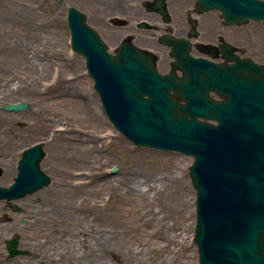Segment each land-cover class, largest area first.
Segmentation results:
<instances>
[{
    "label": "rangeland",
    "instance_id": "rangeland-1",
    "mask_svg": "<svg viewBox=\"0 0 264 264\" xmlns=\"http://www.w3.org/2000/svg\"><path fill=\"white\" fill-rule=\"evenodd\" d=\"M54 2L0 0V102L29 104L26 110L0 109V144L4 145L0 153L17 156L22 149L42 142L46 154L41 167L52 179L48 186L26 200L31 210L24 214L25 219H32L31 223L40 227V239L51 243L55 260L60 264H105L106 255L110 264H150L152 261L155 264L157 259L148 260V240L151 245L155 237H148V228L136 227L139 208L145 210L147 204L138 195L125 191L122 184L135 177L144 181L146 177L148 184L158 187L169 182L174 185L171 189L174 192L179 186L176 183L184 180L191 189L194 212L192 216L172 214L167 219L171 225H167L166 232L176 235L172 245L179 249L171 264H198V247L193 239L196 190L189 171L193 156L137 146L114 127L93 87L84 56L71 48L65 8L55 2L59 8L54 10ZM51 85L63 98L94 99L96 109L105 119L104 125L89 126L88 119L76 122L73 117L61 120L57 114L46 112L44 105L48 100L41 93ZM41 116L49 118L50 125L40 126ZM66 127L63 139H53L55 131ZM108 133L115 137L105 144ZM79 138L94 139L98 149L87 154L80 150V144L78 149H73L72 140ZM0 161L4 163V159ZM116 165L118 169L113 171ZM93 169L105 173L93 184L86 185L98 188L102 184L96 196H92L101 202L98 207L88 202L86 187L79 183ZM114 177L122 187L115 192L105 189L103 183ZM0 183L3 182L0 180ZM157 201H152L155 209L160 207V215L167 214L170 209H165L164 201ZM87 233L92 244L96 242L94 248L99 256L88 253L85 240L77 239V234ZM183 237L188 238L189 245L181 244Z\"/></svg>",
    "mask_w": 264,
    "mask_h": 264
},
{
    "label": "water",
    "instance_id": "water-1",
    "mask_svg": "<svg viewBox=\"0 0 264 264\" xmlns=\"http://www.w3.org/2000/svg\"><path fill=\"white\" fill-rule=\"evenodd\" d=\"M200 1L221 9L226 17L264 18V0ZM68 24L72 48L86 57L94 88L114 126L139 146L194 156L190 175L197 192L194 240L199 264H264L262 94L246 92L240 82L226 83L220 87L227 90V100L218 101L197 94L194 80L181 83L173 75L162 80L155 72L148 82L147 50L123 45L112 55L75 7L69 10ZM178 98L187 101L180 103ZM1 106L23 110L29 104ZM45 154L41 142L25 148L15 182L0 186V197L50 184L51 177L41 168Z\"/></svg>",
    "mask_w": 264,
    "mask_h": 264
},
{
    "label": "flooded vegetation",
    "instance_id": "flooded-vegetation-1",
    "mask_svg": "<svg viewBox=\"0 0 264 264\" xmlns=\"http://www.w3.org/2000/svg\"><path fill=\"white\" fill-rule=\"evenodd\" d=\"M54 1L63 5L65 16L70 6L80 9L114 55L123 44L147 49L148 73L172 74L181 83L194 80L198 91L211 98L225 99L223 90L214 89L216 79L264 81L263 19L226 17L200 0ZM55 2L54 10L59 8ZM22 151L18 157L0 153V184L14 180ZM32 195L0 199V264H60L51 243L40 239V227L24 217ZM17 234V249L24 252L11 254L8 242Z\"/></svg>",
    "mask_w": 264,
    "mask_h": 264
},
{
    "label": "bare ground",
    "instance_id": "bare-ground-1",
    "mask_svg": "<svg viewBox=\"0 0 264 264\" xmlns=\"http://www.w3.org/2000/svg\"><path fill=\"white\" fill-rule=\"evenodd\" d=\"M11 45V44H9ZM28 61L30 59L27 57L26 58ZM54 85V84H53ZM49 86L44 92L41 93L43 99H47L48 101L44 105L46 108L44 109L46 112H50V114H57L60 116L59 118L61 120H68L69 117L76 118L75 121L79 122V119L83 122V120L88 119V125L89 126H94L99 127L104 125L105 119H103L102 112H99L96 109V104L94 99L92 98H87V99H77V98H63L59 94H57V89H52V86ZM65 104V106L63 105ZM40 126L46 127L50 125L49 118L41 116L40 118ZM51 121V120H50ZM63 128H60L62 130ZM68 127L65 128V130L62 131H55L54 132V138L63 139L64 133L67 132ZM72 129V128H71ZM66 131V132H65ZM114 135L112 133L107 134L106 142H110L114 140ZM88 139V140H87ZM84 139V138H79L76 140H72L73 149H78V145L80 144L82 147L80 150L84 152L85 154L91 153L96 151L95 149H98L97 142L94 139ZM50 144L52 143L51 141L49 142ZM75 143H78L76 146L74 145ZM63 146V145H62ZM145 161V159L140 158ZM191 162V160H189ZM176 166V164H175ZM96 170V171H95ZM89 170L87 173L86 178L82 179L79 181L80 186H85L86 190V195L88 198V202L90 204L95 205L98 207V205H101V202L99 203L96 201L95 198L92 196H96V193H98L102 186V184L99 185L97 188L96 185H92L87 187V184H93L96 182L97 178H101V176L105 175L104 172L99 171L97 169ZM86 173V172H84ZM144 181H142L140 178H132L128 182H124L122 184L123 188L125 191L130 192L132 194H136L139 196L140 199H143L147 207L145 210H142L139 208V215L137 217V222H136V227L137 228H148V237L153 238L155 237V242H153L150 245V240H148V260L149 259H157L155 264H171L175 261L177 258V254H179V249L177 247H173L172 241L174 240L176 235L168 234L166 232L167 225L168 224L167 219L172 216V214H177L181 215V213H184L185 216H192L194 212V207L193 204L194 202L192 201V196H191V189L184 180H179L176 183L178 188L176 191L171 192V189L173 188L174 185H169V182L162 183L160 187H158L155 184L149 183L148 184V178H143ZM118 181L116 177L107 179V182H103L106 185L105 189L111 190V191H117L118 188L121 186L120 183L116 182ZM87 185V186H86ZM104 185V186H105ZM151 192L154 193V195H150ZM87 199V198H86ZM164 201V206L165 209L167 208L169 212L166 214L164 213L163 215H160V210H162L160 207L155 209V207L152 204V201ZM157 201V203L159 202ZM191 208V209H190ZM164 211H167L165 210ZM191 227V225L189 224ZM90 235L93 238L92 231ZM77 239L81 240L84 239L85 243H87L86 251L90 253L91 255L94 256H99V252L95 247V243L92 244V240L88 239L87 237L89 236V233L86 235L81 236L80 234H77ZM95 237V235H94ZM113 237V236H112ZM188 238H182L181 244L186 245ZM154 240V239H153ZM96 241V240H95ZM188 244V243H187ZM189 245V244H188ZM111 249V248H109ZM108 256H105L104 262L105 264H110ZM150 264H153V261L150 262Z\"/></svg>",
    "mask_w": 264,
    "mask_h": 264
}]
</instances>
